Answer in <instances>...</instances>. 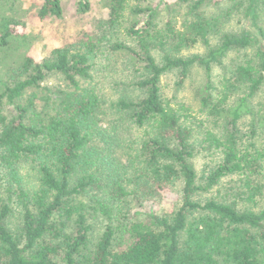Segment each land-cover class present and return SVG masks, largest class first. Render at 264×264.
Wrapping results in <instances>:
<instances>
[{"label": "trees", "instance_id": "trees-1", "mask_svg": "<svg viewBox=\"0 0 264 264\" xmlns=\"http://www.w3.org/2000/svg\"><path fill=\"white\" fill-rule=\"evenodd\" d=\"M104 1L110 31L121 28L127 16L144 18L124 30L134 47L106 32L105 40L70 44L39 63L26 57L0 79V264H264V205L240 211L204 196L233 175L246 177L252 203L262 196L263 188L252 181L264 173V147L256 142L262 131L254 122L245 136L238 123L244 111L251 113L248 100L264 90L259 25L264 0H246L242 10L234 6L248 27L225 34L207 55L188 59L177 55L199 43L209 46L220 30L218 20L200 12L206 0H170L189 7L190 19L180 29L173 20L160 26V7ZM90 8L89 0H81L78 13ZM39 16L61 18L62 1L46 0ZM10 23L4 25L1 47L12 37ZM254 44L255 60L239 66L213 94V66L229 52ZM104 48L128 54L132 68L137 66L135 91L141 96L112 100L98 92L94 74ZM194 66L206 71L202 114L214 125L223 123L218 134H207L221 161L201 177L193 165L197 140L188 124L190 109L173 106L161 88L165 74L179 70L182 84ZM52 75H60L64 84L50 87ZM242 88L248 95L231 120L224 118L232 95ZM180 183V205L173 213L128 222L133 203L142 206ZM93 213L109 223L92 246ZM16 216L15 229L10 222ZM120 218L124 222L116 225ZM126 233L131 242L117 249Z\"/></svg>", "mask_w": 264, "mask_h": 264}, {"label": "rangeland", "instance_id": "rangeland-1", "mask_svg": "<svg viewBox=\"0 0 264 264\" xmlns=\"http://www.w3.org/2000/svg\"><path fill=\"white\" fill-rule=\"evenodd\" d=\"M63 7V16L61 18L49 16L42 20L39 16L40 11L46 0H0V40L4 34L5 23L9 24L12 37L9 44L5 47L0 45V79H7L8 70L12 67H18L26 57L33 58L36 62L49 58L53 51L59 48L68 47L70 44L89 40L103 39L106 32L112 34V40L120 41L129 46H135L133 40L128 39L124 30L133 22H144V18H133L127 16L121 28L113 31L107 28L106 22L110 18L108 3L104 0H89L90 10L85 14L78 13V4L81 0H61ZM133 8H157L160 7L159 24L163 27L169 20L180 29L185 21L190 19L188 15L189 7L187 5H178L170 0H130ZM247 5L246 0L233 2L231 0H206L200 12L205 18L218 20L220 30L210 37V45L199 43L196 46L184 49L177 56L181 58H192L196 56L203 57L216 48L225 34L241 33L243 28L248 27V23L243 18L241 10ZM238 7L237 9L234 8ZM141 25V24H140ZM259 25L264 28V9L260 13ZM106 41H103V45ZM257 48L253 46L234 50L229 52L219 64H215L212 70L213 94H218L223 90L225 80L230 79L239 66L247 62L254 61ZM159 62L162 61L160 53H156ZM128 54L122 52L111 53L107 48L103 49V57L94 74V83L100 94L116 100L121 96L142 95L135 91V82L137 78L136 67L132 68ZM179 70H173L165 74L161 81L162 95L164 99L171 102L175 107L184 106L190 109V119L188 124L194 129L197 156L193 160L198 174L201 175L216 167L221 161L220 153L207 142V134L213 131L218 134L223 126L222 121L219 125H214L207 113L201 112V100L204 96V89L207 83L206 71L201 66H194L184 83H180ZM64 84L60 75H52L48 80V85L58 87ZM249 91L242 88L236 91L228 104V110L224 118L231 116L232 112L240 105L242 98L248 95ZM30 94V93H29ZM28 94V95H29ZM27 97V96H26ZM248 107L251 113H242L239 119L238 127L242 134L250 136L251 125L255 122L262 132L256 138L260 148L264 147V90L258 95L248 100ZM254 113L255 117L250 114ZM232 116L230 117V120ZM252 181L254 185L261 186L262 196L257 197L256 202L252 203L247 198L246 177L233 175L224 178L209 194L208 197H215L221 201L233 204L238 210L244 211L253 209L261 210L264 205V173L261 176H254ZM182 184L164 192L151 201H146L142 206L136 203L132 204L131 212L128 215V222H143L148 219V215H165L173 213L180 205ZM94 214V213H93ZM116 222V225L122 224V218ZM108 220L100 214H94L89 219L92 225V246L95 245L108 225ZM10 225L13 228L19 226V218H12ZM131 242V236L126 233L116 242V248L123 249L127 243ZM120 246V247H119ZM61 257L58 261L61 262Z\"/></svg>", "mask_w": 264, "mask_h": 264}]
</instances>
